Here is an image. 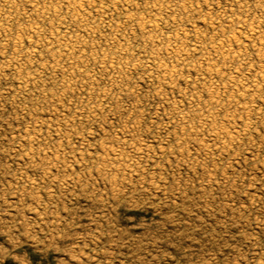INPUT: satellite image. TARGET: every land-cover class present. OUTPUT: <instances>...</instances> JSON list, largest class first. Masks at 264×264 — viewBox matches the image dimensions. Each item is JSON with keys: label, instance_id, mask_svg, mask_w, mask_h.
Masks as SVG:
<instances>
[{"label": "rangeland", "instance_id": "obj_1", "mask_svg": "<svg viewBox=\"0 0 264 264\" xmlns=\"http://www.w3.org/2000/svg\"><path fill=\"white\" fill-rule=\"evenodd\" d=\"M0 264H264V0H0Z\"/></svg>", "mask_w": 264, "mask_h": 264}, {"label": "bare ground", "instance_id": "obj_2", "mask_svg": "<svg viewBox=\"0 0 264 264\" xmlns=\"http://www.w3.org/2000/svg\"><path fill=\"white\" fill-rule=\"evenodd\" d=\"M129 17V16H128ZM229 45V44H228ZM40 47V46H39ZM229 47V46H228ZM181 51V50H180ZM216 51V50H215Z\"/></svg>", "mask_w": 264, "mask_h": 264}]
</instances>
